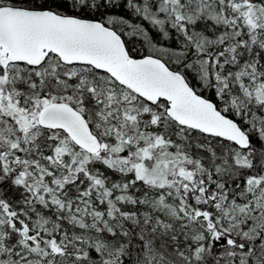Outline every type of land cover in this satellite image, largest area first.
Instances as JSON below:
<instances>
[{
	"label": "snow or ice",
	"instance_id": "1",
	"mask_svg": "<svg viewBox=\"0 0 264 264\" xmlns=\"http://www.w3.org/2000/svg\"><path fill=\"white\" fill-rule=\"evenodd\" d=\"M0 264H264V0H0Z\"/></svg>",
	"mask_w": 264,
	"mask_h": 264
}]
</instances>
